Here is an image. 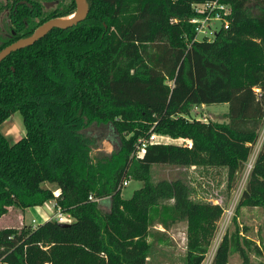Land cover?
Listing matches in <instances>:
<instances>
[{
  "label": "trees",
  "instance_id": "1",
  "mask_svg": "<svg viewBox=\"0 0 264 264\" xmlns=\"http://www.w3.org/2000/svg\"><path fill=\"white\" fill-rule=\"evenodd\" d=\"M212 1L85 0L83 22L54 28L1 62L0 125L19 112L26 133L14 144L0 133V220L53 201L73 221L0 229V264H148L178 223L186 225L184 264L203 263L224 209L192 199L180 179L153 182L151 169L225 168L231 190L264 125V0H218L231 9L227 28L195 39L192 5ZM63 2L0 50L75 11L74 0ZM212 104L228 105L226 122L190 117L192 107ZM94 124L120 136L110 161L91 156L83 133ZM151 133L183 143L156 142L135 157L137 140ZM128 181L142 187L123 199ZM243 208L264 216V138L233 231L210 264H229L232 253L241 264L264 256V243L240 234Z\"/></svg>",
  "mask_w": 264,
  "mask_h": 264
},
{
  "label": "rangeland",
  "instance_id": "2",
  "mask_svg": "<svg viewBox=\"0 0 264 264\" xmlns=\"http://www.w3.org/2000/svg\"><path fill=\"white\" fill-rule=\"evenodd\" d=\"M64 0H62L63 2ZM61 0H32L34 9H36L37 17L32 21L35 22L41 17H45L51 10L62 9L66 2ZM61 4V6H58ZM12 0H0V45L21 36L22 29L13 25L12 16ZM63 5V6H62ZM20 20V19H19ZM220 22H213L212 28L219 29ZM212 38H210L211 40ZM228 112L227 104H212L204 106H195L190 110V117L202 122H226L224 114ZM83 133L86 137L93 141L91 156L94 160L101 159L110 161L118 151L120 136L115 133L109 124L92 125ZM0 133L10 142L16 143L25 136V128L22 117L19 112L11 115L5 122L0 125ZM158 143L163 144H180L181 140L170 139L166 136L158 135ZM264 138V125L260 130L257 143L252 148L251 155L244 166L243 171L236 180L231 190L227 189V170L225 168L216 167H179L169 165H157L151 169V179L153 182L159 180L173 181L180 179L188 184L191 188V198L202 202H210L220 205L224 211L217 222V230L208 252L202 264H210L214 253L226 232L233 231L234 212L245 187L249 172L252 168L255 157L260 149ZM46 188L52 189L57 193L54 185L45 183ZM123 186V185H122ZM142 187V183L136 181H128L123 186L121 197L129 199L132 193ZM105 210V209H104ZM54 215V210L50 202L45 203L41 207L31 208L27 210L25 215H21L18 209H11L10 212L0 220V229L15 228L20 229L22 226H37L50 220ZM34 221V222H33ZM73 220H67L71 223ZM236 222L242 230L240 234L245 235L249 240L261 246L264 243V216L259 208H243L236 216ZM34 227V228H35ZM151 230L163 232V228L156 225ZM244 230V231H243ZM246 230V231H245ZM168 241L165 245H157L155 251L150 257L148 264H184L186 252V225L178 223L166 231ZM241 236V235H240ZM251 264H264V256L258 257L250 254ZM229 264H241V260L237 254L232 253L229 256Z\"/></svg>",
  "mask_w": 264,
  "mask_h": 264
},
{
  "label": "built area",
  "instance_id": "3",
  "mask_svg": "<svg viewBox=\"0 0 264 264\" xmlns=\"http://www.w3.org/2000/svg\"><path fill=\"white\" fill-rule=\"evenodd\" d=\"M192 8L194 13L197 14L196 17L190 20V23L195 25V39L210 40V38H213L215 33L219 29L227 28V17L231 12V9L228 5L221 4L218 2V0H215L202 4H194L192 5ZM215 21L221 23L219 29L212 28V23ZM158 137L159 136L156 133H151L145 138L138 139L136 144V150L133 153L135 157L140 156L145 151V149L151 144L158 142ZM184 145L187 147L191 146L189 142H184ZM126 185L127 182H124L123 186ZM89 199L91 200V198ZM52 208L54 210V215L50 220L66 224L68 223L67 220H72V217L69 214H62L59 208L55 209L54 205L52 206ZM34 227L35 226H33V228Z\"/></svg>",
  "mask_w": 264,
  "mask_h": 264
},
{
  "label": "water",
  "instance_id": "4",
  "mask_svg": "<svg viewBox=\"0 0 264 264\" xmlns=\"http://www.w3.org/2000/svg\"><path fill=\"white\" fill-rule=\"evenodd\" d=\"M74 3L76 6V9L72 14L64 16V17H60L57 19L48 20L44 22L43 24H41L40 26H38L31 35L21 38L9 44L8 46L4 47L2 50H0V64L11 53H14L16 51H19L21 49H24L26 47L33 45L35 42H37L39 39L44 37L52 29L57 28V29L65 30L78 23L83 22L88 13L86 2L85 0H74ZM71 15H74L73 20L69 22L61 21L63 18H66ZM68 225L69 224H66V223H60V226L62 227H67Z\"/></svg>",
  "mask_w": 264,
  "mask_h": 264
},
{
  "label": "flooded vegetation",
  "instance_id": "5",
  "mask_svg": "<svg viewBox=\"0 0 264 264\" xmlns=\"http://www.w3.org/2000/svg\"><path fill=\"white\" fill-rule=\"evenodd\" d=\"M12 3H14V5L12 6V16L14 19L13 25L15 27H18L19 29H22V32L20 35H24L26 32L30 31V29L32 28L33 26L32 17H33L34 12L37 13V11L36 9H34L32 0H12ZM38 21L39 19L35 21L34 23H37Z\"/></svg>",
  "mask_w": 264,
  "mask_h": 264
},
{
  "label": "bare ground",
  "instance_id": "6",
  "mask_svg": "<svg viewBox=\"0 0 264 264\" xmlns=\"http://www.w3.org/2000/svg\"><path fill=\"white\" fill-rule=\"evenodd\" d=\"M73 18H74V15H71V16H68L66 18H63L61 21L62 22H69V21L73 20Z\"/></svg>",
  "mask_w": 264,
  "mask_h": 264
},
{
  "label": "crops",
  "instance_id": "7",
  "mask_svg": "<svg viewBox=\"0 0 264 264\" xmlns=\"http://www.w3.org/2000/svg\"><path fill=\"white\" fill-rule=\"evenodd\" d=\"M204 106V105H203ZM50 202V204H51V207L54 205V203H53V201H49ZM31 209V208H30ZM27 210H29V209H26L25 211H21V215H25V213L27 212ZM3 218V217H2Z\"/></svg>",
  "mask_w": 264,
  "mask_h": 264
}]
</instances>
